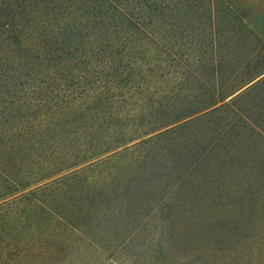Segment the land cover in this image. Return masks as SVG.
I'll use <instances>...</instances> for the list:
<instances>
[{
    "label": "trees",
    "instance_id": "trees-1",
    "mask_svg": "<svg viewBox=\"0 0 264 264\" xmlns=\"http://www.w3.org/2000/svg\"><path fill=\"white\" fill-rule=\"evenodd\" d=\"M186 11L0 0V205L47 192L91 240L147 209L161 264H264V44H184Z\"/></svg>",
    "mask_w": 264,
    "mask_h": 264
},
{
    "label": "rangeland",
    "instance_id": "rangeland-1",
    "mask_svg": "<svg viewBox=\"0 0 264 264\" xmlns=\"http://www.w3.org/2000/svg\"><path fill=\"white\" fill-rule=\"evenodd\" d=\"M183 3L187 6L183 28H195L193 41L185 35L184 44L194 42L202 51L210 44V32L216 35L213 43L220 47L248 49L258 42L264 44V0ZM45 193L30 196L25 192L24 197L0 205V264H161L157 249H149L147 209L139 211L130 224L117 219L110 222L113 227L103 225V236L91 240L58 223L56 208Z\"/></svg>",
    "mask_w": 264,
    "mask_h": 264
}]
</instances>
